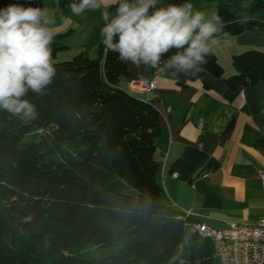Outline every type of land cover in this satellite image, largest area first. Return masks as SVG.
<instances>
[{
  "label": "trees",
  "instance_id": "16d2710c",
  "mask_svg": "<svg viewBox=\"0 0 264 264\" xmlns=\"http://www.w3.org/2000/svg\"><path fill=\"white\" fill-rule=\"evenodd\" d=\"M209 1L222 23L264 30L255 22L264 0ZM56 5L67 11L66 0ZM68 33L54 35L47 94L29 93L36 118L0 111V264H212L194 219L161 201L158 110L118 86L127 66L102 41L96 57L60 59ZM176 51L158 65L175 78L208 87L207 74H223L212 51L197 74L174 73L165 65ZM232 59L238 72L223 78L229 88L264 82V51Z\"/></svg>",
  "mask_w": 264,
  "mask_h": 264
},
{
  "label": "crops",
  "instance_id": "0c3cea01",
  "mask_svg": "<svg viewBox=\"0 0 264 264\" xmlns=\"http://www.w3.org/2000/svg\"><path fill=\"white\" fill-rule=\"evenodd\" d=\"M45 0H22V4L43 8ZM67 11L55 18L54 34L69 32L67 46L60 59L83 51L96 57L103 40L101 13H112L115 0H102L101 8L75 15L66 0ZM6 3L21 2L5 0ZM162 4L189 2L194 10L208 18L216 14L209 0H161ZM52 6H56L53 0ZM57 14H55L56 16ZM255 22L264 24V16ZM211 51L223 68L221 76L206 75L208 87L200 80H182L151 66H137L123 61L127 74L118 86L129 94L151 103L161 117V132L155 141V158L159 163L158 182L161 201L189 213L196 223L225 229L227 222H256L264 218V82L229 88L223 78L238 72L232 56L247 48H259L264 30H248L243 22L222 23ZM83 37L75 45L71 40L78 31ZM136 82L155 81L152 95ZM228 124L230 127L227 128ZM176 173V176L173 174Z\"/></svg>",
  "mask_w": 264,
  "mask_h": 264
},
{
  "label": "clouds",
  "instance_id": "9594fccd",
  "mask_svg": "<svg viewBox=\"0 0 264 264\" xmlns=\"http://www.w3.org/2000/svg\"><path fill=\"white\" fill-rule=\"evenodd\" d=\"M102 0H79L69 8L75 15L101 8ZM114 14L101 13L102 44L122 61L140 66L160 65L174 73L195 75L207 63L211 45L223 24L208 18L189 2L162 4L161 0H115ZM55 20L47 10L9 3L0 8V111L20 119H35L36 105L28 99L47 94L56 77L51 47Z\"/></svg>",
  "mask_w": 264,
  "mask_h": 264
},
{
  "label": "built area",
  "instance_id": "2783aa9c",
  "mask_svg": "<svg viewBox=\"0 0 264 264\" xmlns=\"http://www.w3.org/2000/svg\"><path fill=\"white\" fill-rule=\"evenodd\" d=\"M156 69L161 70L159 66ZM131 83L138 84L149 95L156 87L155 81ZM259 178L264 183V170L259 172ZM184 214L189 216L188 212ZM192 229L210 240L219 264H264V218L253 223L229 221L225 229L195 222Z\"/></svg>",
  "mask_w": 264,
  "mask_h": 264
},
{
  "label": "rangeland",
  "instance_id": "374dc122",
  "mask_svg": "<svg viewBox=\"0 0 264 264\" xmlns=\"http://www.w3.org/2000/svg\"><path fill=\"white\" fill-rule=\"evenodd\" d=\"M4 1H5V0H4ZM20 1H21V2H19V3H23L22 0H20ZM212 2H213V1H210V3H212ZM52 3H53V0H45L44 3H43V8H42V9H46V10H47V13H48L49 17H51V18H53V19H55V18H59V17L61 16V13L58 11V7H56V6L54 7V6H52ZM213 4H214V8H215V10H216V3L214 2ZM24 5H27V4L24 3ZM27 6H28V5H27ZM55 14H57V15L55 16ZM262 16H264V14H262ZM53 25L56 26V21H55V23H54ZM53 25L50 26L51 29H55V28L53 27ZM52 31H53V30H52ZM83 34H84V32H82L81 30L78 31L77 34H76V37H75L74 39L71 40L72 45H75L77 42H79V40L81 39V35H82V37H83ZM259 43H260V44H258V45H260L259 48L264 49V40H259ZM247 49H249V48H247ZM64 51H65V50L60 51L59 53H64ZM75 53H76V52H75ZM75 53H74V54H75ZM66 59H68V58H66ZM212 264H219V262H218V260H217L216 257L213 258V262H212Z\"/></svg>",
  "mask_w": 264,
  "mask_h": 264
}]
</instances>
